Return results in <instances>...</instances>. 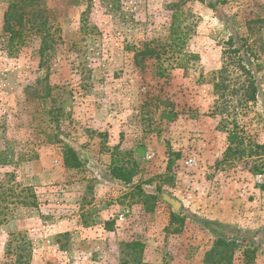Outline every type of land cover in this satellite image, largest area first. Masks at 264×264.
Segmentation results:
<instances>
[{"label": "rangeland", "instance_id": "rangeland-1", "mask_svg": "<svg viewBox=\"0 0 264 264\" xmlns=\"http://www.w3.org/2000/svg\"><path fill=\"white\" fill-rule=\"evenodd\" d=\"M225 263L264 264V0H0V264Z\"/></svg>", "mask_w": 264, "mask_h": 264}, {"label": "trees", "instance_id": "trees-1", "mask_svg": "<svg viewBox=\"0 0 264 264\" xmlns=\"http://www.w3.org/2000/svg\"><path fill=\"white\" fill-rule=\"evenodd\" d=\"M212 7H215L218 4L226 3V0H207ZM9 32L13 35V29L9 28ZM11 35L10 40L13 38ZM178 40L177 37L174 36L173 44ZM225 44L228 46V50L231 53H234L232 58H237L238 66L248 74L247 84L244 86L246 88V95L248 100H253L258 92V86L256 83V79L252 74V66H251V56H255V53L251 49L248 38L240 35H230L226 40ZM213 89L214 92H218L219 83L213 81ZM62 161L65 167L68 168H79L81 166V160L79 159L77 152L71 148L66 147L62 151ZM110 174L117 180H120L124 183L131 182V176L128 172H126L122 168L112 167L110 168ZM231 244H234V241H227L225 239L219 238L215 242V246L206 254L207 261L211 260V258L216 254L222 252V250L228 249ZM227 263V262H226ZM225 263V264H226Z\"/></svg>", "mask_w": 264, "mask_h": 264}, {"label": "water", "instance_id": "water-1", "mask_svg": "<svg viewBox=\"0 0 264 264\" xmlns=\"http://www.w3.org/2000/svg\"><path fill=\"white\" fill-rule=\"evenodd\" d=\"M164 197L166 201H168L172 205L173 209H176V207L178 206V201L169 197L168 195H165Z\"/></svg>", "mask_w": 264, "mask_h": 264}, {"label": "built area", "instance_id": "built-area-1", "mask_svg": "<svg viewBox=\"0 0 264 264\" xmlns=\"http://www.w3.org/2000/svg\"><path fill=\"white\" fill-rule=\"evenodd\" d=\"M148 157H151L150 155H148ZM192 161V159H189V162H191Z\"/></svg>", "mask_w": 264, "mask_h": 264}]
</instances>
